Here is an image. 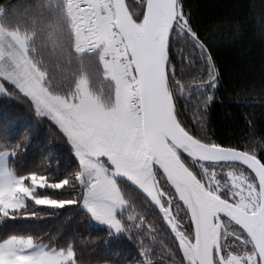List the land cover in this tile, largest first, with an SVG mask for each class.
I'll list each match as a JSON object with an SVG mask.
<instances>
[{"label": "snow or ice", "instance_id": "6c2138e0", "mask_svg": "<svg viewBox=\"0 0 264 264\" xmlns=\"http://www.w3.org/2000/svg\"><path fill=\"white\" fill-rule=\"evenodd\" d=\"M257 39L264 0H0V264H93L77 219L134 249L95 264H264V64L225 88L219 59ZM40 126L61 149L29 163Z\"/></svg>", "mask_w": 264, "mask_h": 264}, {"label": "trees", "instance_id": "16d2710c", "mask_svg": "<svg viewBox=\"0 0 264 264\" xmlns=\"http://www.w3.org/2000/svg\"><path fill=\"white\" fill-rule=\"evenodd\" d=\"M188 3L191 4L194 14H197L203 20H210L224 16L242 15L247 9L248 0H188ZM219 59L225 70V80L227 81L225 88L231 87L233 83L244 78H258L260 67L264 64V42L258 39L247 42L243 45L242 52L239 49L222 50L219 54ZM5 104H15V102L0 101V110L3 109ZM9 111L12 113L15 123L26 125L31 121V117L23 105L9 108ZM237 112L238 110L235 106L230 107L227 103L224 105L217 104L210 112V119L213 121L214 126L222 129V126L232 122V117H235ZM229 113H231V116H229ZM261 117L262 112L257 108L256 120L258 125L262 122ZM31 122L35 123L34 121ZM236 123H239V121H236ZM232 126L235 128V124ZM60 149L59 140L49 136L47 130L40 126L39 131L33 134L27 160L31 163L32 160L38 159L41 153L57 155ZM7 227H15L17 230L43 228L45 231H49L55 229L57 224L55 221H46L34 227L24 222H19ZM74 227L81 230V235L85 240L91 241L90 244L84 246L83 255L85 259H91L93 264H95L97 259L104 261L117 255L127 257L129 253L134 252V249L124 241L109 242L106 232L102 230V226L88 228L84 221L77 219Z\"/></svg>", "mask_w": 264, "mask_h": 264}]
</instances>
